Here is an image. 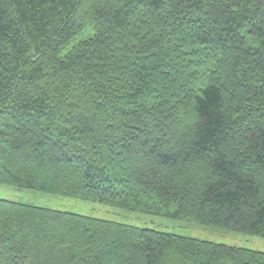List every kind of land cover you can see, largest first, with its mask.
<instances>
[{
	"label": "trees",
	"instance_id": "trees-1",
	"mask_svg": "<svg viewBox=\"0 0 264 264\" xmlns=\"http://www.w3.org/2000/svg\"><path fill=\"white\" fill-rule=\"evenodd\" d=\"M0 182L264 236V0H0ZM0 264L264 252L0 198Z\"/></svg>",
	"mask_w": 264,
	"mask_h": 264
},
{
	"label": "rangeland",
	"instance_id": "rangeland-1",
	"mask_svg": "<svg viewBox=\"0 0 264 264\" xmlns=\"http://www.w3.org/2000/svg\"><path fill=\"white\" fill-rule=\"evenodd\" d=\"M0 198L264 252V236L0 182Z\"/></svg>",
	"mask_w": 264,
	"mask_h": 264
}]
</instances>
